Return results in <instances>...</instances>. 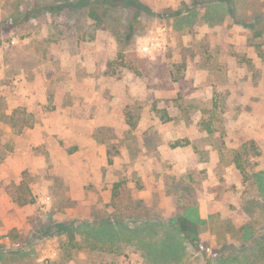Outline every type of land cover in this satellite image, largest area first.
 <instances>
[{"label":"rangeland","instance_id":"obj_1","mask_svg":"<svg viewBox=\"0 0 264 264\" xmlns=\"http://www.w3.org/2000/svg\"><path fill=\"white\" fill-rule=\"evenodd\" d=\"M0 264H264V0H0Z\"/></svg>","mask_w":264,"mask_h":264},{"label":"clouds","instance_id":"obj_2","mask_svg":"<svg viewBox=\"0 0 264 264\" xmlns=\"http://www.w3.org/2000/svg\"><path fill=\"white\" fill-rule=\"evenodd\" d=\"M154 41V37H152L151 35L149 36H145L140 38V52L141 54H148L151 55V52L153 50V48L155 47V44L153 43Z\"/></svg>","mask_w":264,"mask_h":264},{"label":"trees","instance_id":"obj_3","mask_svg":"<svg viewBox=\"0 0 264 264\" xmlns=\"http://www.w3.org/2000/svg\"><path fill=\"white\" fill-rule=\"evenodd\" d=\"M235 163L237 164V166H238L239 168H242L241 159H240V156H239V155L236 157V159H235ZM105 227H106V226H105ZM69 232L74 233V229L70 228V229H69Z\"/></svg>","mask_w":264,"mask_h":264}]
</instances>
